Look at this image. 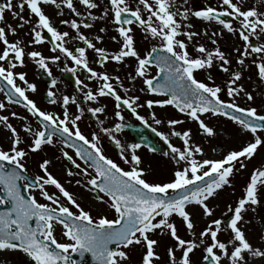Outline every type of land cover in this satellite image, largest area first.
I'll use <instances>...</instances> for the list:
<instances>
[{"label":"snow or ice","instance_id":"obj_1","mask_svg":"<svg viewBox=\"0 0 264 264\" xmlns=\"http://www.w3.org/2000/svg\"><path fill=\"white\" fill-rule=\"evenodd\" d=\"M102 3L103 0H17L15 5L13 0L0 2V44H3L0 92L4 95L0 112L12 105L22 106L28 114L10 112L11 117L23 122L20 130L10 123L9 115L0 114V124L10 133V146L7 149L0 146V252L19 251L26 257L27 264H85L86 254H90L94 264H128L131 252L139 247L140 264H157L162 257L157 252L160 241L156 237L167 235L173 243L166 246L164 264H195L193 256L197 251H202L201 264H255L257 258L264 261V230L259 245L253 244L246 227L250 221L245 219L246 214L255 212L264 200V166L253 168L243 189L244 195L234 207L227 206L231 213L227 220L211 219L198 234L194 222L197 208L204 217L215 215L210 201L226 186L231 187L232 178L247 167L246 162L257 155L258 149L264 148L261 135L264 133V101L259 109L238 102L244 99L254 105L257 99L241 83L245 70L251 72L254 68L260 86H264V42H260L264 36V0H216L215 4L206 2L196 8L191 0H107L102 14L94 15L93 10H99ZM25 6L29 10L27 18L23 15ZM45 7H53L59 16L64 15L63 8H66L75 18L61 19L59 23L74 30L75 36L55 26ZM5 12L19 21L18 28L31 25L28 45H40L47 40L54 54L45 56L38 50L26 51L28 45L23 40L10 41L8 35H16L17 28L5 22ZM109 14L117 33L111 40L119 45L115 51L97 46L98 42H103L102 35L90 37L81 31V28L93 27L89 21L106 20ZM32 16L36 17L34 23ZM193 20L219 26L209 37L214 46L218 41L213 37H222L225 32L238 35L243 43L234 48L238 53L235 67L219 46L209 49L204 43L193 44L194 38L200 35L194 30ZM135 28L141 30L144 41L151 42L150 49L143 54L137 47ZM106 31L104 27L99 29V33ZM204 35H208L207 29ZM181 36L185 39H180ZM70 42H82L83 46L70 47ZM190 44L195 55L189 51ZM89 50L95 53L94 62L101 69L110 62L128 67L127 59L134 58L135 65L133 71L127 73V79L133 82L141 79L144 85L141 92L161 98L140 103L139 95H128L130 88L125 87L119 75L90 66ZM25 57L49 77L52 76L50 63L58 64L63 58V71L84 73L87 80L95 81L97 86L94 90L77 77L76 91L82 93V99L75 94L58 97L51 87L57 80L51 79L48 103L56 105L59 101L61 110L43 109L28 95L37 92V84L29 82L25 72L15 71L25 65ZM217 62L224 73H230L224 87L215 84L210 74L207 75L209 82L196 76L197 72L210 70ZM153 67L155 75H151ZM118 89L123 91V96ZM225 95L228 99L222 98ZM102 98L114 101L116 119L111 127H105L104 119L100 118L107 107L100 103ZM90 102L98 106L86 107ZM71 105L76 106L75 113L70 111ZM144 106L150 110L172 106L188 120L196 122L199 132L208 137L215 136L216 129L202 117H225L250 133L252 140L238 150L228 151L222 158H198L204 155V149L193 141L192 130H176L184 120H163L152 111L155 125L166 123L171 129L170 135L164 132L158 135L170 150L164 155H170L175 164L170 179L156 182L148 179L145 168L141 167L138 150L142 144L122 142L116 135L129 127L123 110L153 132L157 131L138 111ZM85 111L92 114L100 132L114 143L127 169L105 154L96 131L85 134L81 130L79 122ZM170 136L179 138L182 147L174 145ZM57 143L61 145L62 157L71 165L65 167L66 175L81 176L83 182L77 179L75 183L94 194L97 202L107 205L98 216L85 210L77 197L49 171L50 159L42 158L38 165L43 175L33 178L27 174L26 157ZM147 148L153 153L157 151L152 145ZM49 186L56 191L49 192ZM34 190H39V195L48 203L39 202ZM61 197L66 203L61 202ZM108 210L114 212V218L105 214ZM173 217L180 218L193 238L181 237V225ZM57 227L68 242L57 240L54 234ZM221 235L225 239H221ZM73 254H77L79 260Z\"/></svg>","mask_w":264,"mask_h":264},{"label":"rangeland","instance_id":"obj_2","mask_svg":"<svg viewBox=\"0 0 264 264\" xmlns=\"http://www.w3.org/2000/svg\"><path fill=\"white\" fill-rule=\"evenodd\" d=\"M206 2L215 4L216 0H191V4L194 8L202 7ZM105 6H107V0H103L101 8L99 10H93V14L97 16L101 15L103 11V7ZM78 7H80L81 11H84L82 6L78 5ZM45 11L47 14L50 15V17L55 23V26L57 27L62 26L66 28L65 31H69L72 36H75L74 30L70 29V27H68L67 25H61L59 23L61 19L75 18L66 8H63L64 11L63 16L57 15L56 10L53 7H45ZM23 15L26 18L29 16V11H27L26 8L24 9ZM31 19L32 22L34 23L36 17L32 16ZM5 22L7 24H10L14 28H17V34L16 35L9 34L8 39L10 41L21 39L24 41L25 45H28V41L31 39V34L29 31L31 25H25L23 28H18L17 25L19 21L18 23H14L5 20ZM89 22L93 24V27L91 29L81 28L82 32H84L86 35H89L90 37L100 34L104 37V39L102 43L101 42L97 43L98 47L101 46L105 47L109 51L118 50L119 45L111 40L112 36L117 35V33L114 31V25L111 23V14H109V18L106 20H97L95 22H91V21ZM192 23L194 24V30L200 33L199 36L194 38L193 44L204 43L205 46L208 47L209 49H211V45L213 47L219 46L220 48H222L221 50L228 55L229 59L233 61V67H235V60L236 57L238 56V53L234 51V48L237 46H241L243 43L238 38V35L233 36L225 32V34L222 37H213L218 41L217 45L214 46L211 43L209 37L211 36V33L213 31H216L219 28V26L215 24L208 25L206 22L197 21V20H193ZM101 27L106 28L107 31L105 33H99V29ZM204 29L208 30L207 36L204 35ZM135 34H136L135 38L137 41L138 50L141 52V54H143L144 52L150 49L151 42H146L143 40L141 35V30L139 28H135ZM179 38L185 39V37L183 36ZM261 42H264V38H261ZM71 43L83 46L82 42H71ZM223 45H225V48L222 47ZM2 48H3V44H0V49ZM32 50H38L41 51L45 56H51L50 44L46 41L40 45H28L26 47V51H32ZM189 51L192 52L193 55L196 54L193 51L192 44L189 45ZM89 52H90V56H89L90 65L97 70L100 69L98 68V65L94 62L96 59L95 53L92 52L91 50H89ZM25 65H30L29 67L37 66L33 61H31L27 57H25ZM127 65L128 67H125V66L117 65L114 62H110L105 66V69H101V70H107L108 72L114 75H119L123 80L125 87L130 88L128 95H134V94L139 95L140 103H143L146 99L161 98V97H154L153 95L148 94L146 92H141L140 89L144 87L141 79L138 78L135 82L127 79V73L133 71V67L135 65L134 58H128ZM17 68L15 69V71L17 70ZM221 70L222 69L219 67V62H217L213 65V67L210 70L199 71L196 73V76L198 79L204 80L205 82H209L207 80V75L210 74L215 84L224 87L227 80L230 78V73H223V74L216 73V71H221ZM26 74H27L26 78L29 80V82H34L38 86L37 92L28 93L29 96L31 95L30 98L33 97L36 98V100L40 98V101L43 102V104H41L42 107L44 105L48 106L49 104L42 99L43 96L42 94L47 89L46 86L39 81L37 74H35L36 78L33 77L31 72H27ZM155 74H156V69L155 67H153L151 71V75H155ZM255 78L256 75L254 68L252 69L251 72L245 70L244 85L248 90L253 92L254 96H256V93L254 92H256V87L258 85L255 83ZM225 98L228 97H226L225 95ZM2 99H4V95L3 92H0V100ZM250 103L251 102L247 101V106H251ZM11 111H16L19 115H28V114L22 107L12 106V105L8 106L7 111L0 112V114L9 115L10 123H12L13 126L17 127L18 130H20V125L23 122L19 121L16 118L11 117L10 116ZM138 111L140 112L141 115L145 117V119L148 121L149 124H151L153 127L157 129L158 132H164L169 135L171 131L169 126L166 123H163L161 125H155L154 121L152 120L151 112L155 111L157 114V118L163 120H166L168 118L183 119L184 123L181 125H177L176 130L183 131L188 128L192 130L193 141L195 143L200 144L201 147L204 149V155L198 158H217V159L222 158L228 151L238 150L246 142H250L252 140V136L250 133L242 131L241 128H237L236 130V127L233 125V123L228 122L227 120H223L221 118H213L211 116L202 117L206 120V122L210 123V125L214 126L216 129V135L212 137H208L199 132L198 124L196 122L190 121L186 118H181L180 116L176 115V113L173 111L172 106H166L165 108L155 107L154 109L151 110L148 109L147 106H144L141 109H138ZM109 112L110 111H107L106 113ZM29 119L31 120L32 118L29 116ZM136 122H142V121L137 120ZM21 135L23 136L24 134L21 132ZM9 136L10 133L8 132V130L5 129L2 124H0V146L4 147L5 149H7L10 146ZM119 138L122 141V136H120ZM131 140L134 141V138L132 136H131ZM170 140L174 145L182 147V142L180 141L179 138L170 136ZM122 142H127L126 138ZM21 146L23 147L24 145ZM60 147L61 145L57 143L55 146L45 147L43 152L30 153L25 160L28 172L33 174L34 176L43 175L38 165L42 161V158L50 159L52 163L49 166V171L57 179H59L61 183H63L69 191H71L77 197L78 202L81 203L82 207H84L85 210H90L91 214L94 217L98 216V214H100L107 208V205L97 202L95 200L94 194L89 193L82 186H78L75 183L77 179H80L83 182V178L81 176L68 177L66 175L64 169L65 167H71V165L66 159L62 157L61 153L59 152ZM69 151L70 153H72V150ZM118 151L119 150L117 148L114 149V154L116 156L115 159L117 163H120L122 167L127 169L128 165H125L122 163V161H120ZM72 154L74 155V153ZM138 154H140L142 157L141 167L145 168L148 179L156 182H160V181H166L172 177V172L174 170L175 164L171 160V158L162 156V154L160 153L150 152L143 146L140 150H138ZM77 162L82 164V162H80L78 159ZM246 163H247V167L245 169H242L240 173H238L234 178H232V186L231 187L226 186L215 199H212L210 201V207H213L215 209L214 216L204 217L200 209L199 208L196 209L197 215L195 217L194 222L196 225L195 231L197 232V234L209 223L211 219L223 218L226 220L227 217L231 215V213H229L227 210V206L231 204L234 207L236 201L244 195L243 189L246 185V182L248 181V178L253 168L264 166V148L258 149L257 155H255V157L251 161H248ZM237 167H239V165H237ZM73 171L76 172L77 170L73 168ZM92 174L94 175V173ZM48 190L49 192L56 191V189L51 186H49ZM33 194L36 196L39 202L48 203V201H46L43 197L39 195V190H34ZM57 195H59L58 192ZM262 195H264V192H262ZM61 202L66 203L63 197H61ZM72 210L76 211L75 208H73ZM105 214L108 215L109 218H114V212L111 210H108ZM173 219L177 222L178 225H181L179 228V234L181 235L182 238L185 239L193 238L190 236V234L187 233L186 229L182 226L180 218L173 217ZM245 219L250 221V223L246 225V227L248 229L256 230L255 233L253 232L250 233L249 235L251 241L253 242V244L259 245L260 243L259 237L262 234V230H264V200H262L261 205L257 206L255 212L249 211L246 214ZM54 234L56 235L57 240L59 242H68L66 238L62 235V231L59 227L56 228ZM156 238H158V240L160 241V247L157 249V252L162 257V260L157 262V264H164V260L166 259L165 257L166 246L172 244L173 242L171 241L170 237L167 235L165 236L158 235ZM221 239H225V236L221 235ZM140 253H141V249H139V247L133 250L130 254V260L128 261V264H140V258H141ZM176 255L179 256L180 253L177 252ZM201 256H202V251H197L195 256H193V260L195 264H201L200 262ZM0 264H27V261L23 253L19 251H7V252H0ZM255 264H264V261H261L257 258Z\"/></svg>","mask_w":264,"mask_h":264},{"label":"flooded vegetation","instance_id":"obj_3","mask_svg":"<svg viewBox=\"0 0 264 264\" xmlns=\"http://www.w3.org/2000/svg\"><path fill=\"white\" fill-rule=\"evenodd\" d=\"M0 2H3V0H0ZM16 2H17V0H13L14 5H15ZM25 8H26L27 11H29L26 6H25ZM16 10L19 11V9H16ZM4 15H5V20H7L8 22L18 23L17 19H13L11 13L5 12ZM229 19H232V18H229ZM58 28L61 31H65L66 30V28H64L62 26H59ZM261 38H264V36H262ZM69 46L73 47V46H80V45L72 44L70 42ZM50 47H51V45H50ZM222 47L225 48V45H223ZM212 48H213V46L211 45V49ZM53 54L54 53L51 52V55H53ZM88 55L90 56V52H88ZM68 65H69V67H71V61L70 60L68 61ZM29 66L30 65H24L23 67H19L18 66L16 72H25V73L31 72L34 78H36L35 74H37V77H38L39 81L42 82V84H44L46 86V88H47L46 91L42 94V95H45V93L47 92L48 88L51 86V85H48V83L44 79H42L41 76H40V72L41 71L45 72V71L43 69H39L38 66H35V67H29ZM49 67L52 70V76L50 78L57 80V84L55 86H51V87L53 88V91H55L57 93L58 97H60L62 95H65V94L66 95H70V96L75 94V95H77L78 97H80L82 99V93H78L76 91L75 81H76L77 77H79L80 79L84 80L85 83H88L89 87H92L94 90H95V88L97 86L95 81H88L87 80V75L84 74V73L77 72L76 74H72L70 72L63 71V69H64L63 58H62L61 62H58V64H51L50 63ZM98 68H100V69H98V70L96 69L97 71H102L101 67L99 65H98ZM216 73L223 74L224 72H223V70H221V71H216ZM51 79H50V81H51ZM17 82L20 83L19 81H17ZM244 82H245V80L243 78L241 83L244 84ZM255 83L258 84L257 87H256V92H254V93H256L257 99H256V102H255L254 105L252 103H250V104H251V106H256L259 109L262 101H264V86H260V82L258 81L257 77L255 78ZM118 91L121 92L122 96L124 95V93H122V91L120 89H118ZM31 98L34 99L35 101H37L38 105L42 107L41 104H43V102L40 101V98L37 99V100H36V98H33V97H31ZM222 98L228 99V98H225V96H222ZM42 99H43V96H42ZM238 102L242 106H247V101L246 100H242L241 99ZM100 103L107 106L106 107V112L110 111L109 113L102 114L100 116V118L104 119V121H105L104 126L105 127H111L113 122L116 119L114 117V115H113L114 101L111 98H102ZM92 106L96 107L98 105L95 104V103L90 102L86 107H92ZM20 107H22V106H20ZM42 108L43 109L47 108V110H50V111H60L61 110L59 101L57 102L56 105H50V104L48 106L44 105ZM70 111L75 113L76 112V106L75 105H71L70 106ZM173 111L176 113V115L180 116L181 118L188 119L186 116H184L183 114L179 113L176 109L173 108ZM122 114L124 115L125 120L128 122V125H130L131 123H133V124H137L138 123V122H136L137 121L136 118L134 116H132L129 111L123 110ZM216 118H221L223 120H227L228 122L233 123V125L236 127V130H237V128H240L239 125L234 124V122L230 121L228 118H225V117H216ZM79 125L81 127V130L83 132H85V134H90L92 131H96L97 134L101 137V145L103 146L105 154L107 156H109L110 158L116 160L115 159L116 156L114 154V149L116 147L114 146V143L111 141V139L106 137V134L100 132V126L96 123L95 118L92 116L91 113L85 111L84 117L79 122ZM116 135H117L118 138L120 136H122V141H124L125 138H126L128 143H134V141L131 140V136L133 137V135L127 129H124L122 133H118ZM261 135L264 136V133H261ZM163 148H165L164 149L165 152H170V150H169L167 145H164ZM160 154H162V156H165L164 153H160ZM165 157L171 158L170 155L169 156H165ZM41 172H42V170H41Z\"/></svg>","mask_w":264,"mask_h":264},{"label":"water","instance_id":"obj_4","mask_svg":"<svg viewBox=\"0 0 264 264\" xmlns=\"http://www.w3.org/2000/svg\"><path fill=\"white\" fill-rule=\"evenodd\" d=\"M46 35L50 36V34ZM47 41V40H46ZM40 76L42 79H44L48 85H50V77L47 75L46 72L41 71L40 72ZM44 100L48 102V98H47V93L44 95ZM127 130H129L133 136L135 137V142L136 143H141L144 146H148V145H152L155 146L157 148L156 152H163L166 153L164 151L165 148H163V146H161L158 142V139L160 138V136L158 135L157 131L153 132L151 128H149L147 125H145L144 123H138V124H130L129 127L126 128ZM164 142V141H163ZM165 143V142H164ZM166 144V143H165ZM167 145V144H166ZM28 174V173H27ZM30 175V174H28ZM31 177H33L32 175H30ZM34 178V177H33ZM231 215H229L227 217V219L230 217ZM226 219V220H227ZM74 258L79 260V257L77 254H73ZM78 257V258H77ZM85 262L89 263V264H94L93 261H91V257L90 254H86V258H85Z\"/></svg>","mask_w":264,"mask_h":264},{"label":"bare ground","instance_id":"obj_5","mask_svg":"<svg viewBox=\"0 0 264 264\" xmlns=\"http://www.w3.org/2000/svg\"><path fill=\"white\" fill-rule=\"evenodd\" d=\"M258 227V226H257ZM255 233L256 232V230L255 229H248V233H249V235H250V233Z\"/></svg>","mask_w":264,"mask_h":264}]
</instances>
